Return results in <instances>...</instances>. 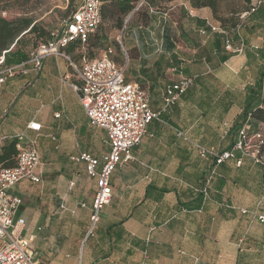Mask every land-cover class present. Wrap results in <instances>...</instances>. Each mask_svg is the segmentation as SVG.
Returning a JSON list of instances; mask_svg holds the SVG:
<instances>
[{
    "label": "crops",
    "instance_id": "0c3cea01",
    "mask_svg": "<svg viewBox=\"0 0 264 264\" xmlns=\"http://www.w3.org/2000/svg\"><path fill=\"white\" fill-rule=\"evenodd\" d=\"M144 12V24H127L128 17L120 29L125 64H117L108 46L109 56L147 90L158 117L110 176V202L91 232L96 180L84 161L72 159L108 153L106 134L88 124L69 87L79 81L66 60L43 59L35 76L14 51L7 55L12 65L5 67L25 65L27 73L0 86V137L25 132L39 155V183L21 181L10 190L22 200L23 234L41 264H264V225L256 220L264 216V168L236 153L216 168L204 197L196 190L211 163L191 147L222 153L243 128L264 131V124L254 129L242 117L264 108L257 97L264 89V5L234 23L185 0ZM102 26L117 43L116 30ZM210 28L225 31L242 51L226 52L223 35ZM182 78H192L191 86L165 107L164 88ZM30 122L41 126L39 133L26 131Z\"/></svg>",
    "mask_w": 264,
    "mask_h": 264
},
{
    "label": "built area",
    "instance_id": "2783aa9c",
    "mask_svg": "<svg viewBox=\"0 0 264 264\" xmlns=\"http://www.w3.org/2000/svg\"><path fill=\"white\" fill-rule=\"evenodd\" d=\"M78 1L74 11L59 29L50 32L49 40L39 44L32 51L25 65H30L31 71L36 76L40 72L43 59L55 57L66 60L79 81V85L71 84L69 87L76 93L88 124L106 134L108 153L100 158L83 154L79 159H72L84 161L86 175L96 180V192L89 219V232H91L98 222L100 211L110 202V176L122 163L131 159L130 151L140 144L146 134L147 125L156 119L158 114L150 109L149 95L126 78L125 66L117 65L110 58V50L92 61L82 59L80 65L74 63L64 53V49L73 42L86 43L101 21L102 0ZM263 3L264 0H251L248 11L240 14V21L253 14ZM210 30L223 35L224 49L229 54L234 55L242 51V44L236 47L225 31L218 28H210ZM201 34H205L204 31ZM2 63L1 57L0 66ZM23 66L1 69L0 86L17 74H26L27 70H21ZM65 81L66 77L62 78V83ZM192 82V78H182L177 83L167 85L163 90L164 106L172 105L189 89ZM6 112L4 111V114ZM55 117L58 118L59 114ZM247 129L245 127L238 132L237 141L226 152L220 153L213 148L191 143L197 156L211 163L202 187L196 190L204 197L207 196V189L216 168L225 161L234 159L236 153L241 157L252 159L264 168V131L250 136ZM40 130L41 126L38 123L30 122L26 125V131L39 133ZM177 136L184 138L180 132H177ZM10 140L16 141L17 155L15 167L0 168V264H41L35 258L31 240L23 234L24 220L18 217L22 200L10 192L21 181L39 183V177L35 172L39 163L36 141L25 132H21L13 136H1L0 145ZM69 186L72 187L73 183L71 182ZM256 220L264 225V216H256Z\"/></svg>",
    "mask_w": 264,
    "mask_h": 264
},
{
    "label": "trees",
    "instance_id": "16d2710c",
    "mask_svg": "<svg viewBox=\"0 0 264 264\" xmlns=\"http://www.w3.org/2000/svg\"><path fill=\"white\" fill-rule=\"evenodd\" d=\"M143 1H144V4L138 5V7L136 8V12L133 13L138 0H102L103 3L100 8L101 21L96 31L88 37L86 43L84 44H81L78 41L69 44L68 47L64 49V53L68 55L67 53H70V51L73 48H83L86 45L88 46V44H90L92 50H96L100 52L103 51L102 53L110 50L108 46H111L112 48L115 49V51L119 53L120 48L118 47V44L114 41H109L107 39V32L105 28L102 26L103 21L106 26L110 25L111 28H121L124 23V19L129 14L133 13V16L135 14H139V17L143 18L145 22L146 13L144 11L146 8L147 9L155 8L157 7L158 3H162V2L168 3L173 0H143ZM185 1H187L189 5L194 9L208 8L211 11L212 16L215 19H218L217 17L218 10H219L218 6H219L220 0H185ZM250 1L251 0H245L246 8L240 14L246 13L248 11V6L250 4ZM263 5L264 3L260 7H262ZM258 9L255 12H257ZM73 11H71V13ZM240 14H237L238 16L236 19L238 21H240V18H239ZM248 17L246 19H248ZM232 20H235V19L231 18V21ZM38 32L39 31L37 29L36 24H34V22L31 20H18L14 22H9L1 18L0 16V58L1 57L3 58V63L1 67L12 65V59H7V55L11 51H13V49L19 44L21 38L23 37L21 36L23 33L35 34ZM49 34L50 32L46 33V32L41 31L40 38H42V41L39 44L47 42L49 40ZM263 39H264V36H263ZM13 53L17 55L19 60H23L26 62L29 60V56L32 52L27 56V54H25L21 50L16 49ZM83 58L86 60L85 56L82 55L79 57L80 61ZM92 60H95V59H92ZM136 82L140 86V88H143L142 85L138 81ZM257 97H259V102L261 103L264 102V89L263 88L261 90L259 88V93H257ZM242 117L244 118L248 117L250 121V127L256 129V127L259 124H264V108L257 107L254 110H250V109L244 110ZM247 130H249V128ZM257 132L259 131H247L248 135L250 136L256 134ZM16 155H17V150H16L15 140H10L0 145V168L8 169V168L15 167Z\"/></svg>",
    "mask_w": 264,
    "mask_h": 264
},
{
    "label": "rangeland",
    "instance_id": "374dc122",
    "mask_svg": "<svg viewBox=\"0 0 264 264\" xmlns=\"http://www.w3.org/2000/svg\"><path fill=\"white\" fill-rule=\"evenodd\" d=\"M79 3L78 0H0V16L1 18L14 22L18 20H31L36 24L38 33L30 34L23 33V36L19 44L13 49L21 50L27 56L36 48V46L42 41L40 38L42 32H51L59 29L62 23L67 19L71 11L74 10L76 5ZM138 2L136 3L134 12L138 7ZM168 8V3H158L157 9L160 11L166 10ZM246 8L245 0H220L218 6V16L221 19H236L237 14L243 12ZM133 13L129 14L126 18L129 17L127 24L131 21H138L139 24H144V19L139 17V14ZM231 15V16H230ZM125 18V19H126ZM234 20L230 21L231 23ZM118 34L117 43L120 48V52H115L114 59L119 65L125 64L126 60L124 58L122 49L120 47V29L114 28ZM111 47V46H109ZM103 51L92 50L90 44L86 45L83 48H73L70 53L72 59L76 62L79 60L80 56H85L87 61L92 59H97L100 57ZM127 75V72H126ZM132 82L137 83L134 79H130ZM138 85V84H137ZM139 86V85H138ZM140 88V86H139ZM146 93L147 90L140 88Z\"/></svg>",
    "mask_w": 264,
    "mask_h": 264
}]
</instances>
